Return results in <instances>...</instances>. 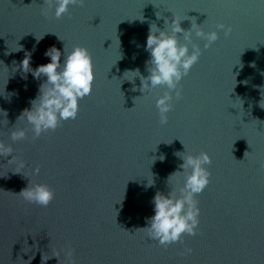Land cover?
I'll return each instance as SVG.
<instances>
[{
  "label": "water",
  "instance_id": "water-1",
  "mask_svg": "<svg viewBox=\"0 0 264 264\" xmlns=\"http://www.w3.org/2000/svg\"><path fill=\"white\" fill-rule=\"evenodd\" d=\"M174 16L185 30L196 22L219 38L205 49L193 31L202 55L161 125L156 100L167 89L133 91L140 77L125 72L149 75L150 24L170 32ZM76 46L91 54L92 93L75 120L33 139L31 125L17 119L47 78L25 73L22 61L30 55L34 70L51 62L45 53L54 47L63 63ZM262 102L264 0H85L60 19L44 0H0V141L26 165L14 173L12 157H0V264H68L69 249L75 264H264ZM15 129L27 139L14 143ZM201 152L212 163L196 197L198 234L164 248L138 229L155 214V194L177 187L180 178H168L183 171L181 157ZM29 184L55 192L48 207L18 196Z\"/></svg>",
  "mask_w": 264,
  "mask_h": 264
},
{
  "label": "clouds",
  "instance_id": "clouds-1",
  "mask_svg": "<svg viewBox=\"0 0 264 264\" xmlns=\"http://www.w3.org/2000/svg\"><path fill=\"white\" fill-rule=\"evenodd\" d=\"M44 3L49 9L55 8L56 19L67 14L70 6H85V0H44ZM157 18L160 17L157 15ZM182 21L174 16L170 23V32L160 30L155 23L150 24L145 48L151 57L146 61L149 75L140 76L139 69L134 72H125L136 73L140 77L141 86L139 89L133 88V91L138 90L144 94L158 87L167 89L156 100L161 125L168 123L167 114L174 108L173 99L175 98L176 101L182 99V89L179 87L181 80L189 74L202 55L200 47L192 43L193 31L196 37L207 41L204 45L205 49L210 48L219 38L216 31L205 33L196 22H192L191 28L185 30L181 27ZM165 24L169 23L165 21ZM216 27L224 31L225 36L232 32V28L224 24H218ZM179 35L183 36L186 43L180 44ZM189 45H192L191 50ZM61 55V51L54 47L50 48L45 56L49 57L51 62L40 65L34 70L30 67V55L26 54L22 61L25 73L31 72L36 79L42 76L47 78L46 82L40 85L38 96L31 101V108L24 109L17 119L26 120L31 125V131L34 133L33 139L39 138L44 133L54 132L62 121L75 120L79 113V101L92 93L94 71L89 51L84 47L76 46L64 58L63 63H61ZM173 92L175 97L172 95ZM262 105L264 102L260 106ZM3 115L6 117L7 113L4 112ZM5 122L7 123V120ZM25 139H27L25 130L11 131V140L14 143ZM13 153L14 149L10 144L6 145L0 141V157L11 156L8 164H15L14 173H21V170L26 167L25 162ZM247 154L248 152H245L244 156ZM181 158L183 163L179 165V168L183 171H176L168 178L170 181L173 177H179L180 179L176 182L177 187L167 195L160 192L155 194L153 199L155 214L147 219V227L138 229V231L145 232L149 239L158 241L159 245L164 248L175 243H182V237L185 234L192 237L198 234L200 209L196 197L202 194L210 183L211 173L206 166H210L212 160L206 152H201L198 156L186 155ZM159 159L163 162L165 157L160 156ZM39 172L40 167L37 166L34 173H29V175H38ZM181 178H183V186H180ZM152 183H148L149 186ZM18 196L29 204L46 208L54 200L55 192L46 184H29ZM192 252L193 249L185 248L183 255H190ZM73 255L74 250L72 249L66 252L68 264H75V260L72 259ZM53 256L59 258V253ZM49 258L43 257L42 259L47 261Z\"/></svg>",
  "mask_w": 264,
  "mask_h": 264
}]
</instances>
